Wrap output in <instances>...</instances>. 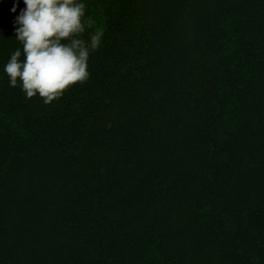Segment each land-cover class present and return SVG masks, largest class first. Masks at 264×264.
I'll use <instances>...</instances> for the list:
<instances>
[{
	"label": "trees",
	"instance_id": "obj_1",
	"mask_svg": "<svg viewBox=\"0 0 264 264\" xmlns=\"http://www.w3.org/2000/svg\"><path fill=\"white\" fill-rule=\"evenodd\" d=\"M16 2L0 264H264V0H83L103 44L51 104L4 72Z\"/></svg>",
	"mask_w": 264,
	"mask_h": 264
},
{
	"label": "clouds",
	"instance_id": "obj_2",
	"mask_svg": "<svg viewBox=\"0 0 264 264\" xmlns=\"http://www.w3.org/2000/svg\"><path fill=\"white\" fill-rule=\"evenodd\" d=\"M15 19V37L22 45L10 56L4 72L10 86H20L26 98L39 95L45 104L62 97L90 78V53L103 44L105 31L86 15L83 0H24ZM19 0L12 7L15 13ZM90 32V40L84 34Z\"/></svg>",
	"mask_w": 264,
	"mask_h": 264
}]
</instances>
